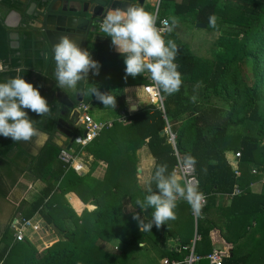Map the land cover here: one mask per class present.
Masks as SVG:
<instances>
[{
    "label": "trees",
    "instance_id": "16d2710c",
    "mask_svg": "<svg viewBox=\"0 0 264 264\" xmlns=\"http://www.w3.org/2000/svg\"><path fill=\"white\" fill-rule=\"evenodd\" d=\"M28 1L0 0V82L22 76L40 90L51 114L41 117L26 111L49 139L39 149L36 137L30 142H15L0 135V218L10 205L15 207L0 231V264H130L128 257L134 258L147 238V232L142 233L133 218L140 213L145 220V210L141 211L136 201H145L149 187L159 193L152 178L147 189L140 187L137 153L147 148L155 159L152 176L161 164H167L169 172L175 170L178 162L165 132L168 125L176 135L180 155L196 158L199 191L208 198L214 192H232L238 184L227 158L230 152H241V163L264 171V0H161L158 18L178 20L165 40H173L179 48L175 63L183 83L177 93L166 94V98L161 91L165 111L149 103L132 112L125 122L118 119L128 112L124 89L146 85L149 75L125 79V57L114 51L110 37L98 31L90 35L85 50L99 62V75L90 72L88 80L78 82L73 92L60 88L54 75V52L43 39L42 30L35 27L38 19L28 15ZM170 7L172 11H168ZM13 11L22 17L16 29L5 24ZM212 15L217 17L215 28L208 23ZM200 23L218 33L214 49L206 57L195 54L179 32L188 25L200 29ZM13 31L20 35L17 50L11 47ZM91 87L116 96V108L105 107L87 94ZM58 89L73 99L84 94L83 103L95 110L114 109L117 113L112 127L105 128L85 149L92 157L87 174L68 169L59 161L63 148L55 141L61 111ZM100 164L106 165V172L97 179L93 171ZM29 174L44 186L31 200L16 204L13 192ZM71 193L95 209L76 211L67 199ZM258 208L264 211V196ZM148 210L151 220L153 209ZM37 214L58 238L42 251L27 238L17 242L11 227L14 218L30 219ZM198 230L209 242L210 231L200 226ZM248 260L229 257L224 264H246Z\"/></svg>",
    "mask_w": 264,
    "mask_h": 264
},
{
    "label": "clouds",
    "instance_id": "9594fccd",
    "mask_svg": "<svg viewBox=\"0 0 264 264\" xmlns=\"http://www.w3.org/2000/svg\"><path fill=\"white\" fill-rule=\"evenodd\" d=\"M157 20L156 13L130 4L126 9H110L100 25V31L111 38L117 51L125 57V79L147 73L154 86L170 96L177 93L183 83L179 66L175 63L179 48L173 40H165V33H170L178 25V20L175 17L162 20L160 27H157ZM208 23L215 28L217 17L210 16ZM54 59V75L60 88L75 89L78 82L88 80L90 72L99 75V62L67 35L61 36L54 45ZM151 90L150 88L149 91ZM87 94L95 96L105 107L116 108V96L110 93L91 87ZM192 99L195 101L196 97L193 96ZM26 110L41 117L51 114L47 99L22 76L0 82V135L10 137L15 142H30L36 137L39 143V138L45 134L34 126V121L29 118ZM196 163V158L192 156L180 162L183 177L176 170L169 172L167 164L156 167L152 181L159 193L153 192L149 187L150 194L145 201H136L141 211L153 209L152 219L147 222L141 219L140 213L133 216L139 222L142 233L151 231L153 225L159 228L168 221L177 219L175 209L180 200L191 206L194 215L202 213L205 195L188 178V171L194 169Z\"/></svg>",
    "mask_w": 264,
    "mask_h": 264
},
{
    "label": "crops",
    "instance_id": "0c3cea01",
    "mask_svg": "<svg viewBox=\"0 0 264 264\" xmlns=\"http://www.w3.org/2000/svg\"><path fill=\"white\" fill-rule=\"evenodd\" d=\"M31 2L37 4V8H40L41 6L39 5L43 0H31ZM158 2L159 0H147L144 9L156 13ZM28 3H30V0ZM112 47L115 52L119 53L114 45ZM73 90L74 89L66 88V91L73 92ZM124 93L128 110L130 109L132 112H136L149 104L148 97L143 91V86L127 87L124 89ZM79 94L82 93H78L75 99L70 97L76 102V107H78L80 103H83L77 101ZM90 106V114L96 121L108 122L118 117L114 109L95 110L92 105ZM132 106H134V109H132ZM92 113H94V115ZM121 117H118V119ZM76 123L77 127L75 128L74 134L81 136L84 130L80 128L82 125L79 124V119ZM42 137L44 141H42V143L37 142V147L39 149L42 148L49 139L47 135ZM69 140V137L60 132H57L55 135V141L59 146L63 144L62 146L64 147L61 146L62 148L66 149ZM78 148V144L74 143L72 152L77 153L79 150ZM137 154L139 158V185L141 188L147 189L152 178L155 159L147 148L139 150ZM88 158L89 156L86 153L85 160L87 161ZM227 158L234 172L237 168L241 170V175L237 179V182L242 189V194L233 197L231 195L233 191L212 193L208 198V204L202 212L197 227L192 217L191 206L186 201H178L175 209L177 219L170 220L159 228L153 225L152 230L147 232L145 243L140 244V247L143 249L139 252L143 253V255L145 254L143 258L146 262L145 264H149V260L154 259L155 261L153 264H160L163 258L175 260L182 259L188 253L184 248H189L196 238L195 249L199 254L204 255L214 249L225 250L229 254L226 259L229 257L235 258L236 260L249 259L246 264H264V211L261 212L258 208L260 197L264 196V171H261L257 167H252L249 163H241V159H237L234 151L228 153ZM91 169V162H86V168L83 174H87ZM254 170H257V172L254 173ZM105 172L106 165L100 164L94 169L93 176L97 179H102ZM34 181V177L30 174L23 177L21 184H19L17 189L13 192V194L15 192L17 193L16 197L19 195L18 192L20 191L24 194L23 197L16 199V204L26 199L25 195H28L30 192L33 193L34 189L36 190L35 187L39 188L40 185L41 189L44 186L43 183ZM156 192H158V190H156ZM32 196L34 195L32 194ZM67 199L71 206L78 212H82L84 209L89 211L95 209L93 205H85L75 193L68 194ZM149 218L150 216L148 218L145 217L146 222ZM198 226H200L202 230L210 231L209 242L204 241L202 237L203 233L199 232ZM55 241H57V239ZM144 247L146 249H144ZM156 250L160 253L157 259L153 255V252Z\"/></svg>",
    "mask_w": 264,
    "mask_h": 264
},
{
    "label": "water",
    "instance_id": "95a60500",
    "mask_svg": "<svg viewBox=\"0 0 264 264\" xmlns=\"http://www.w3.org/2000/svg\"><path fill=\"white\" fill-rule=\"evenodd\" d=\"M42 3L43 6L37 8V4L30 0L28 15L38 19L35 27L44 32L43 39L48 41L54 52V45L59 42L60 37L63 35L71 37L79 47L85 50L90 35L96 34L100 30V25L110 9L118 7L126 9L130 4L144 8L147 0H43ZM21 20V15L13 11L6 18L5 24L11 29H16L19 27ZM197 27L206 29L207 25L200 23L197 24ZM10 39L11 47L16 50L19 49V33L13 31L10 34ZM2 70L0 63V72ZM57 101L61 105V117L58 121L57 132L70 138L66 146V150L70 151L78 137L74 134L77 127L74 117L78 112L75 110L76 102L61 89L57 90ZM77 101L83 102V94H79ZM80 128L84 130L86 136L87 130H85V127ZM144 215L148 218L150 211L146 209Z\"/></svg>",
    "mask_w": 264,
    "mask_h": 264
},
{
    "label": "built area",
    "instance_id": "2783aa9c",
    "mask_svg": "<svg viewBox=\"0 0 264 264\" xmlns=\"http://www.w3.org/2000/svg\"><path fill=\"white\" fill-rule=\"evenodd\" d=\"M159 6H160V0L157 4L156 8V14L158 16L159 12ZM167 18H158L157 20V27H160V21L165 20ZM168 33H165V35ZM152 89L149 91V89ZM143 91L145 95L148 97L149 103L150 104H155L158 106L159 109L165 111L164 108V98L162 96V92L159 91L151 81L150 77H148V83L143 86ZM76 111L79 113V124L85 127V130H87L86 136L84 133L81 136H78L75 143L78 144V152L73 153L72 149L70 151L66 150L63 148L59 155V161L62 162L67 166L68 169H73L74 171L78 173H83L85 168H86V162H92V157H89L87 161L85 160V149L88 145H90L94 140H96L101 132L105 128L112 127L113 121H108V122H99L96 121L93 116L90 114L91 106L89 104L85 103H80L78 107L75 108ZM132 114V111L129 109L128 112H123L122 117L119 118L120 122H125L127 120V117ZM166 133H169L170 135V141L173 143L174 148H175V156L177 158V166L175 170L177 171L178 175H181L183 177L184 172L179 166L180 162L183 161L184 157L180 155L176 148V135L172 133L170 126H167V129L165 130ZM237 159H241L242 155L241 152L236 153ZM257 170H254V173H256ZM235 176L238 179L241 175V170L237 168L235 170ZM188 178L192 179L195 184L198 185L199 189V180L197 177V173L194 169H190L188 171ZM242 194V189L238 184L235 185L233 192L231 195L233 197L238 196ZM206 202L205 205L202 209V212L204 208L206 207L208 203V195L205 194ZM201 215H194L192 211V217L195 221V225L197 227L198 221L201 218ZM11 227L15 233V240L17 242H22L24 241L30 232L33 233H46L45 231L48 232L49 227L46 224L45 220L40 216L36 215L33 218L30 219H24L22 217H16L12 221ZM197 235V234H196ZM198 236V235H197ZM196 240H194V243L189 247V248H184L185 250L188 251L187 255H185L182 259L180 260H175L171 258H163L160 264H200L201 262L208 261L209 264H224L225 259L229 256L228 252L225 250H218L214 249L212 250L209 254H199L196 252Z\"/></svg>",
    "mask_w": 264,
    "mask_h": 264
},
{
    "label": "rangeland",
    "instance_id": "374dc122",
    "mask_svg": "<svg viewBox=\"0 0 264 264\" xmlns=\"http://www.w3.org/2000/svg\"><path fill=\"white\" fill-rule=\"evenodd\" d=\"M172 7H170L168 9V11H172ZM180 36L183 39L184 42H186L189 47L191 48V50H193V52L195 54H197L198 56L201 57H206V56H210L211 50L214 49V43L218 37V33H214V32H210L207 29H197L194 28L190 25L180 29ZM164 97L166 98V94L163 93ZM134 109V108H133ZM94 115V113H92ZM43 137L39 138V143L43 140ZM36 190L34 189L33 193H29L26 196V200H31L32 199V194L35 195L39 190H40V185L39 188L35 187ZM33 190V189H32ZM21 192V191H20ZM18 192V196L16 197L17 193L15 192L12 196V200L16 201L17 198H21L24 196V194H22V192L20 193ZM11 211L14 210V205H10L9 206ZM7 214L4 215L3 217H6V222L8 223L7 220ZM6 224V223H4ZM46 233H33L30 232L27 239H29L40 251H42L43 249L50 247L53 243H55L57 236L56 234L52 232V229L45 231ZM120 245H117V247ZM141 252V251H140ZM138 253L134 258L132 257H128V263L130 264H145V260H143V258L145 257V254L143 255V253ZM149 254H151L150 252H148ZM160 253H158V251L156 250L155 252H153L154 257L157 259L158 255ZM147 255V254H146ZM155 261L154 260H149V264H153Z\"/></svg>",
    "mask_w": 264,
    "mask_h": 264
},
{
    "label": "flooded vegetation",
    "instance_id": "af4514ba",
    "mask_svg": "<svg viewBox=\"0 0 264 264\" xmlns=\"http://www.w3.org/2000/svg\"><path fill=\"white\" fill-rule=\"evenodd\" d=\"M42 33V35L44 36V32H41ZM79 113L77 112V114H75V117H74V121L76 122L78 119H79V115H78ZM10 212H11V209L10 208H7V211H5V215L7 214L8 216H7V220L10 218ZM9 221V220H8ZM4 223H6L7 224V222H6V217H3V218H0V231H3V229L5 228V225L6 224H4Z\"/></svg>",
    "mask_w": 264,
    "mask_h": 264
}]
</instances>
